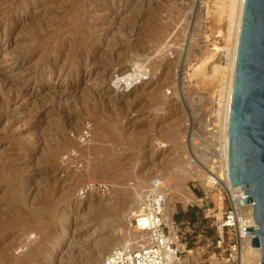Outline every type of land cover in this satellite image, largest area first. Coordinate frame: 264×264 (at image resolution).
<instances>
[{
    "label": "rangeland",
    "instance_id": "obj_1",
    "mask_svg": "<svg viewBox=\"0 0 264 264\" xmlns=\"http://www.w3.org/2000/svg\"><path fill=\"white\" fill-rule=\"evenodd\" d=\"M226 3L0 0V264H100L145 238L127 208L159 177L187 199L166 219L197 235Z\"/></svg>",
    "mask_w": 264,
    "mask_h": 264
},
{
    "label": "built area",
    "instance_id": "obj_2",
    "mask_svg": "<svg viewBox=\"0 0 264 264\" xmlns=\"http://www.w3.org/2000/svg\"><path fill=\"white\" fill-rule=\"evenodd\" d=\"M89 135L87 126L80 137L81 141ZM204 171H207V166ZM159 186H161L159 181L154 180L152 192L148 193L145 199L141 216L147 217V225L140 228L137 217L133 218V228L135 226L137 231L146 232L145 241H132L112 248L105 255L102 264H188L190 257L193 260L192 264H244L242 253L245 239L249 238L251 244V238L254 236V234L246 233V227L258 229V225L253 221V204H241L242 195L240 198L234 197L219 185H213L218 186V190L212 191L206 190L201 185L202 196L197 198L204 208L201 218L197 220V226H201V229L197 235L192 236L191 232L186 235L181 232L178 225H175V221H172L171 229L164 222L162 212L166 198L162 192H153L154 188ZM93 189L107 192L109 187L106 184L95 186L88 183L84 185L80 193ZM239 208L243 211H239ZM207 228L213 230L211 235L207 234ZM193 238L196 241H191ZM200 242L202 244H199ZM192 247H196L195 256H192L194 253ZM257 248L260 252V247ZM183 252H185L184 257ZM186 255L189 258H186Z\"/></svg>",
    "mask_w": 264,
    "mask_h": 264
},
{
    "label": "water",
    "instance_id": "obj_3",
    "mask_svg": "<svg viewBox=\"0 0 264 264\" xmlns=\"http://www.w3.org/2000/svg\"><path fill=\"white\" fill-rule=\"evenodd\" d=\"M228 180L253 204L251 246L264 264V0H243L227 129Z\"/></svg>",
    "mask_w": 264,
    "mask_h": 264
},
{
    "label": "bare ground",
    "instance_id": "obj_4",
    "mask_svg": "<svg viewBox=\"0 0 264 264\" xmlns=\"http://www.w3.org/2000/svg\"><path fill=\"white\" fill-rule=\"evenodd\" d=\"M227 1H228V4L226 3L227 4L226 5V10H227V12H226V25H227L226 26V28H227L226 41H227V44H226V47L223 49L224 54L222 53V55H224L223 58L225 60L223 59V61H224L223 64L222 63L221 64H215L213 66V69H212L213 75H215V76L218 75L217 76L218 77L217 78L218 88L216 90V102H215V113H216V121H217L216 124L218 125L217 126L218 129H217V132L214 134V138H215L214 149H215L216 155L218 156V160H214V163L209 162L212 170L215 173L213 171H211L210 169H207L209 175H206L205 173L200 174L199 180L201 181L202 186L206 190H211V191L212 190H218V186L214 187L213 185H219L220 187L223 186L225 191H227L228 193L230 192V194H232L234 197L240 198V196L242 195L240 186L239 185L231 186V184L229 183V180H228L227 129H228V115H229L230 97H231V89H232L233 71H234V63H235V56H236V49H237V42H238L243 0H227ZM218 12H220V11H218ZM213 142H214V140H213ZM204 157H205V155H204ZM215 162H217V164ZM197 172L200 173V170H198ZM217 174L219 175V177L223 181V185H220L219 182H222V181L219 180L220 178H218ZM168 179H169V177L168 178H160V177L155 178V179L151 180L149 189L148 190L146 189V190L148 193L152 192L153 181L154 180L159 181V184L161 186L155 187L153 192H162L166 198L164 210L162 212V216H163L164 222H166V224L171 229L172 220H171V222H169L166 219V217L167 216L169 217L171 215V212H172V206L170 205V202H172L173 199H180L183 201H186L187 199L185 197L184 198L178 197L179 196L178 188L175 185H171L170 182H167ZM169 189L171 190L170 193L168 191ZM136 191L137 192L134 193L136 195L135 196L136 199H134V203H132L131 206H129L127 208V218L126 219H128L129 221L130 220L133 221V218L137 217L138 226L140 228H143V227H145V225H147V222H148L146 216H141L142 211L144 209V204L146 202L145 199H146L148 193L145 194V191L143 189L139 190V191L136 190ZM238 210L241 212L243 211V210H241V208H239ZM218 216H219V214H218ZM138 232L146 234V232H143V231L138 230ZM126 237L128 238V235H126ZM126 237L125 238H117L115 241V246H113L112 248H114L116 246L128 244L126 241ZM61 238H63V237H61ZM135 239H137V238H134L133 240H135ZM145 239H146V237L144 239H142L141 241H134V242H143V241H145ZM248 239L249 238L245 239L244 251L242 253V262L244 264L258 263L259 254H260L259 248L251 246ZM59 241H60V239H59ZM112 248H110V250ZM107 253L103 254L100 264H102L103 259ZM50 254H52V253H50ZM180 264H182V263H180Z\"/></svg>",
    "mask_w": 264,
    "mask_h": 264
}]
</instances>
